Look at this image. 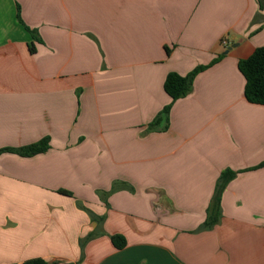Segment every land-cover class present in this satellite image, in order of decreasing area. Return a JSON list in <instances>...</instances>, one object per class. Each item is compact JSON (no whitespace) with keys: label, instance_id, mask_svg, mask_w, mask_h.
<instances>
[{"label":"crops","instance_id":"obj_1","mask_svg":"<svg viewBox=\"0 0 264 264\" xmlns=\"http://www.w3.org/2000/svg\"><path fill=\"white\" fill-rule=\"evenodd\" d=\"M263 45L259 0H0V149L51 140L0 155V264H264V105L238 68ZM217 58L173 102L167 76Z\"/></svg>","mask_w":264,"mask_h":264},{"label":"trees","instance_id":"obj_2","mask_svg":"<svg viewBox=\"0 0 264 264\" xmlns=\"http://www.w3.org/2000/svg\"><path fill=\"white\" fill-rule=\"evenodd\" d=\"M260 5L264 8V0H259ZM33 35L34 31L28 29ZM31 52L34 51L33 45H30ZM219 61V58L213 60L209 65L197 67L188 75L182 76L178 73H170L164 83L166 93L172 98L173 102L188 96L194 85L197 75L205 69L211 67ZM238 68L246 80L245 97L254 104L264 105V45L253 53L249 58L240 60ZM171 105L166 107L150 125V129L161 127L163 130L169 126V114ZM50 138L22 147V148H4L0 149V155L6 152L18 154L22 157H32L38 154L47 152L50 145ZM264 166V163L261 165ZM237 173L231 170L224 171L217 183L215 193L212 200L211 208L208 211V217L202 228L206 230L213 229L219 224L222 216V196L227 185L236 177ZM90 235L82 240L81 247L84 249L86 242L92 237ZM112 242L118 249H123L126 246V240L122 235H112ZM22 264H60L59 262H50L45 259H33Z\"/></svg>","mask_w":264,"mask_h":264}]
</instances>
